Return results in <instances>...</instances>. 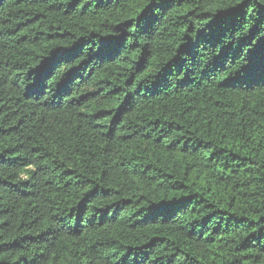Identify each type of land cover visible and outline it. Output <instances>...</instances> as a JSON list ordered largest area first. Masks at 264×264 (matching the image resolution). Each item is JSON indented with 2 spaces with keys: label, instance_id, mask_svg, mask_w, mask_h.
Here are the masks:
<instances>
[{
  "label": "trees",
  "instance_id": "1",
  "mask_svg": "<svg viewBox=\"0 0 264 264\" xmlns=\"http://www.w3.org/2000/svg\"><path fill=\"white\" fill-rule=\"evenodd\" d=\"M0 264H264V0H0Z\"/></svg>",
  "mask_w": 264,
  "mask_h": 264
}]
</instances>
